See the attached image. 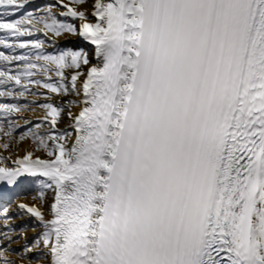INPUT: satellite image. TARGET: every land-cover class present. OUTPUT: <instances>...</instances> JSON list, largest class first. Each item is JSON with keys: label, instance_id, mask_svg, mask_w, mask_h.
Masks as SVG:
<instances>
[{"label": "snow or ice", "instance_id": "snow-or-ice-1", "mask_svg": "<svg viewBox=\"0 0 264 264\" xmlns=\"http://www.w3.org/2000/svg\"><path fill=\"white\" fill-rule=\"evenodd\" d=\"M0 49V264H264V0H0Z\"/></svg>", "mask_w": 264, "mask_h": 264}, {"label": "bare ground", "instance_id": "bare-ground-1", "mask_svg": "<svg viewBox=\"0 0 264 264\" xmlns=\"http://www.w3.org/2000/svg\"><path fill=\"white\" fill-rule=\"evenodd\" d=\"M36 1H38V0H36ZM42 2H43V4H44V6L48 3V2H50V0H42ZM32 3L33 4H35V0H32ZM43 6V7H44ZM59 46L60 47H73V48H75V47H87V45H86V43L84 42V41H82V40H80L79 38H77V37H71V38H69V39H67V40H61L60 41V44H59ZM1 50V49H0ZM25 116H34V115H36L35 113H32V112H27V113H25L24 114ZM19 123L20 124H23L24 123V121L23 120H20L19 121ZM3 141H0V143H2ZM26 147V145L24 144V143H21L20 145H19V147H17V148H13V152H17V153H19V154H23V149ZM0 153H2V154H4V155H7V153H4V151H3V149H0ZM34 194V193H33ZM31 196H32V194H29L28 196H27V202H29V203H31V202H33L32 201V199H31ZM17 223L18 224H31L32 223V221L30 220V219H28L27 217H24V218H21V217H17ZM33 232H32V229L31 228H29L28 229V233H27V235H28V238L29 239H31V237L33 236ZM24 243V241L23 240H21V241H18V245L19 244H23ZM18 245H14V247H16V246H18Z\"/></svg>", "mask_w": 264, "mask_h": 264}, {"label": "rangeland", "instance_id": "rangeland-1", "mask_svg": "<svg viewBox=\"0 0 264 264\" xmlns=\"http://www.w3.org/2000/svg\"><path fill=\"white\" fill-rule=\"evenodd\" d=\"M34 5H38V6H40L41 8L44 6L42 0H38V1L35 0V4H34ZM1 50H3V49H1ZM0 102H2V101H0Z\"/></svg>", "mask_w": 264, "mask_h": 264}]
</instances>
